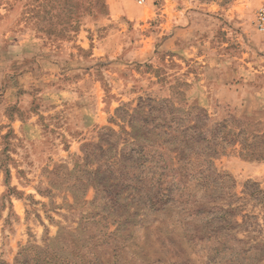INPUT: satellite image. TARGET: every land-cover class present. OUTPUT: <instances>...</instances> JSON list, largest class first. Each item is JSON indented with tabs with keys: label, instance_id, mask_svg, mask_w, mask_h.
Returning <instances> with one entry per match:
<instances>
[{
	"label": "rangeland",
	"instance_id": "1",
	"mask_svg": "<svg viewBox=\"0 0 264 264\" xmlns=\"http://www.w3.org/2000/svg\"><path fill=\"white\" fill-rule=\"evenodd\" d=\"M260 10L0 0V264H264Z\"/></svg>",
	"mask_w": 264,
	"mask_h": 264
},
{
	"label": "built area",
	"instance_id": "2",
	"mask_svg": "<svg viewBox=\"0 0 264 264\" xmlns=\"http://www.w3.org/2000/svg\"><path fill=\"white\" fill-rule=\"evenodd\" d=\"M144 0H138V2L141 4ZM258 20V26L260 30H264V10H260L257 15Z\"/></svg>",
	"mask_w": 264,
	"mask_h": 264
},
{
	"label": "crops",
	"instance_id": "3",
	"mask_svg": "<svg viewBox=\"0 0 264 264\" xmlns=\"http://www.w3.org/2000/svg\"><path fill=\"white\" fill-rule=\"evenodd\" d=\"M181 35V34H180Z\"/></svg>",
	"mask_w": 264,
	"mask_h": 264
}]
</instances>
